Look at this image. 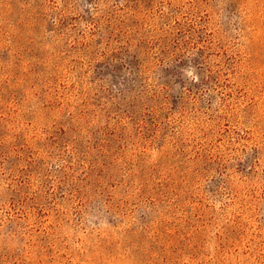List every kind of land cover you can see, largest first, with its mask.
<instances>
[{"label": "rangeland", "instance_id": "obj_1", "mask_svg": "<svg viewBox=\"0 0 264 264\" xmlns=\"http://www.w3.org/2000/svg\"><path fill=\"white\" fill-rule=\"evenodd\" d=\"M0 264H264V0H0Z\"/></svg>", "mask_w": 264, "mask_h": 264}]
</instances>
